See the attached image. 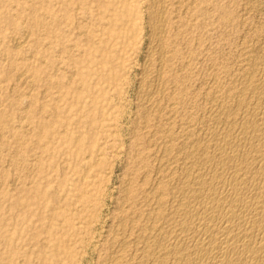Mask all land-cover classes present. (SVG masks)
Here are the masks:
<instances>
[{"label":"rangeland","instance_id":"obj_1","mask_svg":"<svg viewBox=\"0 0 264 264\" xmlns=\"http://www.w3.org/2000/svg\"><path fill=\"white\" fill-rule=\"evenodd\" d=\"M61 1L43 0V5H41V8L37 12V15L41 17L42 23H44V25L42 24L43 28L41 24L38 27H33L34 29L31 28L32 22L26 21L23 24L27 12L12 17L13 19L16 18V23L30 25L31 31L33 32L34 30L37 35H40H38V49L36 48L34 51L31 49L36 54L33 56L34 58L28 57L26 54H21L19 55L20 57L17 55V60L20 59L19 62H24L23 59L26 58V55V63H31L32 68H38L39 72L33 73L37 85H29L31 80L30 73L32 71L26 72L24 69L23 71L25 72L20 71L21 77L18 75L20 80L18 76L16 78L14 75V77L11 75L10 79L5 78L9 55L5 54L6 59L4 56V59L0 60V112L6 114L7 121L9 122L6 126L9 127L11 125L10 128L13 126L11 130L6 128V132L0 128V135H2L0 136V167L2 166L0 169V264H52L55 258L52 252L56 251V249V253L61 258L59 264H106L108 256L111 255L109 253L113 249L114 240L119 235V231L117 232L118 229L116 228L118 224L116 222L121 221L120 223L124 226L123 222H125L128 224L126 226H129L131 222L135 224L138 221V217H141L143 210L146 212L148 206L146 191L148 192L150 188L156 185L157 179H155V173L158 171V158L161 157L162 153L161 149L163 145L160 143L162 139H159V136L161 138V134H165L171 128V133H169L170 130L168 133L170 136L174 134L172 138H176L174 141L178 143L191 127L187 124L189 121V124L192 123L194 125L192 126L193 128L191 127V132L194 135L195 133H197L196 135H202L207 129L204 125H212V121L209 120V111L211 110L210 97L212 93L218 87L221 88L223 85H227L226 83L231 78L235 79L236 74L240 77L248 67L245 68L251 61L250 57H253L251 55L258 53V49L264 52L262 50L264 49L262 48L264 47V0H198V3L197 0H191L196 5L192 4L189 0V4L187 2L183 3L184 5L181 4L182 8L180 7V9L175 5L176 3H173L166 10L169 23L167 22L166 24L167 29L165 28L163 41L166 53L163 57V62L165 61L163 64L166 68L163 69L164 71L162 70L164 82L168 78L172 81L169 82L168 80L165 82V88H167L165 92L168 94L165 93L166 95L162 96V100L157 97L159 99L157 100L156 97H151L154 93L151 96L150 93L154 90L153 86L156 84V81L153 79H155L154 76L159 64L157 60L151 61L147 59L151 52V34L153 35L149 24V16H147L148 5L150 4L149 0H127L126 14L130 21L126 18L127 24L121 29H125L128 32V37L121 39L119 44L114 45L115 48H112V53L116 54L115 65L118 74L111 83H98V74L84 75L83 72L85 73L86 71L85 66L72 67L76 56L83 58L85 53L87 54L85 46L86 32L83 31L86 29L84 25L87 19L84 20L85 22H82L84 18H81L79 15L81 14L80 8L89 6L86 0H63V4ZM7 5V3L0 5V16L5 15L9 19L10 16L16 15V13H9V10L7 13ZM170 9H173V11ZM174 10L176 11V15ZM75 11L78 13L75 14ZM185 17L188 19L186 20ZM78 22L80 23L77 24ZM0 24H4L2 29L6 33H10L13 30V26L9 22H1ZM105 26L107 25L102 24L99 29ZM77 27L79 30H77ZM78 33L81 34L79 35ZM99 33L98 35L96 33L93 38L96 43H98ZM2 42L0 41V52L4 53V43ZM70 45H77L76 47H80L81 52L73 55L71 51L73 46L71 47ZM251 50H253L252 54ZM260 50L259 53L261 52ZM56 54L60 55V57L58 56L59 59ZM60 58L63 59L61 60ZM28 59L29 61L33 59L32 62H34H28ZM58 61L61 64L59 71L58 66L60 64H58ZM247 61L248 63H246ZM41 62L43 63L42 65ZM48 64H51V67ZM97 66L95 65V68ZM144 67L148 69H144ZM241 67L244 69L241 70ZM71 68L74 69L73 74L75 73V75H72ZM149 69L152 70L150 71ZM147 70L149 73L151 72L148 76ZM219 71H223V76L222 72ZM226 72L227 76H225ZM105 73L108 72L106 71ZM214 74L216 77H212ZM233 74H235V77ZM141 76L142 78L144 76L146 78L147 76L146 84L142 83ZM214 78L215 82L212 83ZM216 78L219 82L218 84L216 83ZM150 80L153 84L149 83ZM223 82L225 83L223 84ZM169 83L171 84L167 85ZM49 84L52 85L49 86ZM26 85H29L27 89L33 95L28 92ZM45 85H47L46 89L44 88ZM86 85L90 86V90L86 88ZM8 86L13 87L10 89ZM146 86L148 87L145 89ZM22 87L26 90L22 89ZM148 88L151 90L149 93ZM172 89L173 93H171ZM49 90L51 92L47 93ZM100 90L103 92V97L99 98V101L96 103L97 108L95 109V96ZM10 93H12V96ZM170 93L171 95L173 94L172 97H169L171 96ZM140 95L152 98V105L145 108V111L147 113L154 111L155 113H150V116L145 114L146 112L144 113V108H142L143 106L140 103V99L144 97L137 98ZM166 96H168V99H166ZM153 98L157 101L153 100ZM31 99L35 103L34 106L36 108L33 115H29L24 111L27 110ZM206 100L209 102H206ZM157 102L158 104H162L158 107L156 106L157 104H154ZM164 103L165 106H162ZM153 107L160 109L155 108L156 112L153 110ZM161 107L163 111L164 107H166L165 113H163ZM191 112L195 113L197 117ZM17 113L19 114L17 115ZM141 114H145L146 120ZM199 116L201 119L205 117L202 119L204 121L198 120ZM185 121L188 122L186 123ZM196 122L197 124H195ZM200 122L204 123L198 125ZM145 123H148V125ZM42 125L45 126L47 131V136L43 138L37 135L36 130L35 132L26 130L27 127L35 129L36 126ZM155 126H159V129L156 127V132L154 130ZM24 127L26 128L24 129ZM152 129L155 133L159 131L160 135L157 133L156 135H152V138L150 135ZM184 130L186 131L185 133H183ZM28 132L29 134H27ZM144 132L149 135L144 134ZM182 134L184 136H180ZM179 136L180 138H178ZM149 139L151 140L149 141ZM86 155H88V158ZM17 160H20V163ZM175 165H173L174 169L176 167L175 171L179 172L181 169L179 166L181 165ZM84 175L87 176L85 177ZM176 182L175 180V185ZM127 186L131 187L130 193L127 194L128 196L123 193V189ZM34 190L40 191V193L34 192ZM52 192L54 193L51 194ZM46 193L50 195H46ZM139 194L140 196L143 194L141 198ZM39 199H41V202ZM135 202L140 203L136 204ZM137 206L138 208L140 207L139 210L136 209ZM53 208L57 210L59 208L55 217L51 213L53 212ZM132 209L135 211L131 212ZM119 216H122L121 218L125 220L118 219ZM127 219L131 222L129 221V223ZM113 229L115 230V235L118 233L117 236L114 235ZM111 232L113 233L112 235ZM113 235L114 237H112ZM37 248L39 249L37 250ZM41 250L44 254L41 253ZM103 258L105 262L100 261ZM21 259L23 260L21 261Z\"/></svg>","mask_w":264,"mask_h":264},{"label":"bare ground","instance_id":"obj_2","mask_svg":"<svg viewBox=\"0 0 264 264\" xmlns=\"http://www.w3.org/2000/svg\"><path fill=\"white\" fill-rule=\"evenodd\" d=\"M62 1H61V3L63 4ZM86 1L88 2L89 7L80 8L81 14L79 16L81 18H84L82 20V22L85 19H87V20H85L86 23L84 25V28L86 27L85 30H83L84 28L81 27V25H80V27L83 28V29H81V28L80 29L86 32V34H85V46H86L87 54L85 53L83 58H79L80 56H76L74 61H73L72 67L76 68V67H84L85 66L86 71H85V73L83 72L84 75L86 74V76H90L93 73L98 74L97 75V82L98 83H106V82L111 83L115 80V76L118 74L116 71L117 67L115 65L116 54L112 53V50H113L112 48H115L114 45H118L119 42L121 41V39L128 37V32H126L125 29H121L124 27L125 24H127V22H126V18H127L126 7L128 6V2H127V0H125V1L124 0H86ZM188 1L189 0H175V1L174 0H149L150 4L148 5L149 6L148 7V13H147L148 15L147 14H145V15L149 16V20H150L149 24L152 28L153 35L151 34V36H152V41L150 43L151 44L150 45L151 46L150 47L151 52L150 53L148 52L149 55L147 54L148 55L147 59H149L151 61L157 60L158 64H159L158 68L156 69V74L154 76L155 79L152 78L153 80L156 81V84H154L155 85V86H153L154 90L150 93V96L152 95V93H154V95L151 97H156V98L158 97V98H160V100H162V96L166 95L165 93H167V92H165L166 91L165 89H167V88H165V85H166L165 82L170 79V78H168V80H165V82H164V79L162 76V70L164 68H166L163 64L165 62V61L163 62V57L166 54L165 49H164V44H163L164 37H165L164 33H165L166 24H167V22L169 23L168 18H167L168 14L166 15V10L173 3H176L175 5H177L180 9V7L182 8L181 4L184 5L186 2L189 4ZM191 2H192V4L194 3L193 1H191ZM2 3L8 4L7 5V8H8L7 13H8V10H9V13H13V12L16 13V15L14 14L13 16H10L9 19L5 15L0 16V23L1 22L2 23L9 22V24L11 26H13V30L10 33H6L2 29L4 24H0V41H3L2 42V43H4L3 48L5 51L4 53L0 52V58H1L0 60H2V58L4 56L6 59V55H9V62H7L8 66H7V70L5 72V74H6L5 78L10 79L11 75L12 76L14 75L16 78L18 75H20V77H21L20 71L21 72H25V71L31 72L32 71V73H30V77H31V80L29 82L30 84L29 83L28 84L35 86L37 84L35 81L36 79H34V77H35L34 74L36 73V71L39 72V70L36 67L32 68L31 63L30 64L26 63L27 62V56L26 55H28V57H32V58H34L33 56L36 55L33 51L38 46L40 35L38 34L39 35L38 36L36 34V32H34L33 27H38V25H40V24L44 25V23H42L41 17L39 15H37L38 10L41 8V5H43V0H0V5ZM197 3H198V0H197ZM192 4L190 3V5H192ZM70 5H72V4H70ZM77 5H79V4H77ZM68 6H69V4H68ZM61 8H62V6H61ZM67 9H69V8H67ZM176 9H178V8L176 7ZM185 9H186V7H185ZM185 9H184V11H185ZM170 10L173 11V9H170ZM69 11H70V9H69ZM188 11H189V9H188ZM23 12H27V14H25V19L24 20L21 19V20H23V24L26 21L32 22L33 24L32 23H30V24H32L31 28H33L32 29L33 32L31 31L30 25H27V24L23 25L19 22L16 23V21H15L16 18H14V19L12 18L15 16H19L20 14H23ZM183 12H181V13L184 14ZM76 13H78V12L75 11V14ZM167 13H169V12L167 11ZM175 15H176V11H175ZM179 15H180V13H179ZM69 16H70V14H69ZM186 16H188V15H186ZM185 18H186V20L188 19L187 17H185ZM146 20H147V18H146ZM128 21H130V20L128 19ZM63 22H65V21H63ZM79 23L80 22H78L77 24H79ZM102 24H104V25L106 24L107 26L99 29V27ZM43 25H42V28H43ZM66 25H68V24H66ZM77 30H79L78 27H77ZM83 31H80V32H83ZM52 32H53V30H52ZM96 33H97V35L99 33L98 43H96L93 39ZM78 34H77V36H78ZM42 38H44V37H42ZM66 38H68V37H66ZM180 43H181V41H180ZM76 46H73L71 48L73 55L79 54L81 52L79 49L80 47H76ZM262 48H264V47H262ZM253 50H254V48H253ZM253 50L250 51L251 54L253 53L252 52ZM259 50L260 49H258V53L251 55V56H253L252 58L249 56L251 61H250V63H248V61L246 62L248 64L247 65L245 64L246 65L245 68L247 66L248 67L243 71V73L241 72L242 74L240 75V77H239V75L237 76V74L235 72L236 77L234 76L235 74H233L235 79L231 78L229 80V82L226 83L227 85H225V86L224 85L222 86L221 84H219L222 87L221 88L218 87L217 90H215L212 93V96L210 97L211 98L210 99L211 100L210 101L211 110H210V108H208L210 110L209 111V120L212 121V125H210V124H208L209 126L204 125V127L206 126L207 129L205 128L206 130L203 134L201 133L202 135H196L197 133L194 132L196 135L195 136L191 132L192 131L191 127L194 125L192 123H191L192 125L189 124L190 121L189 122L187 121L188 123L185 121L188 125L191 126V127L189 126L190 128L188 129L190 131L187 130V132H186L184 130L183 133L186 132L185 136L183 134L180 135V136H184V137L181 140L178 139L179 140L178 143H175V141H174L176 138H174V137H173L174 139L172 138V136L174 134L172 136H170V134H169V133H171V130H170L171 128L169 129L170 130L169 133H168V131H169L168 130L167 132H165V134L164 133L161 134V138L159 136V139H162V142H160L163 145L162 149L160 148L162 153H161V157L158 156L160 159L158 158V160H159V162L157 163L158 171H157V173H155V176H156L155 179H157L156 185L154 187L150 188V190H148V192L146 191V194H147V200L146 201H148L147 209L145 208L146 212H144V210L142 209L143 207H142L141 209L143 210V213H142L143 215L141 214V217L140 216L138 217L139 219H138V221H136L135 224H134V222L132 223L130 220H128L129 218L127 219L128 222L130 221L132 223L131 224L129 222L130 223L129 226H126L128 224H126L125 222H123L125 224V226L120 223L121 221L118 223L116 222V224H118V225H117V227L115 225V227L118 229L117 232L119 231V235L117 233L118 237L114 240V245L112 244L113 249H112L111 253H109L111 255L108 256V260H106V258H105V260L107 262L106 264H264V55H263L264 52H262L260 50L262 53L261 52L259 53ZM262 50L264 51V49H262ZM256 51H257V48H256ZM243 52H245V51H243ZM21 54H26L25 55L26 61L23 58L22 59L24 60V62L23 61L19 62L20 59L17 60V57ZM69 55H70V53H69ZM56 56L60 57V55H57V54H56ZM180 56H181V54H180ZM59 57H58V59H59ZM60 59L62 60L63 58H60ZM32 60L29 61V59H28V62H32ZM41 61H42V59H41ZM3 62H4V60H3ZM42 62H41V65L44 63V62L43 63ZM56 62H57V60H56ZM58 62H59L58 64H60V61H58ZM244 62H245V60H244ZM144 63H145V61H144ZM144 63H142V64L144 65ZM146 63H148V62H146ZM41 65H40V67H41ZM48 65L51 67V64H48ZM54 65H55V63H54ZM95 65H98V66L95 68ZM242 66H243V64H242ZM0 67H1V65H0ZM59 67L61 69V64H60V66H58V71H59ZM227 67H226V71H227ZM145 68H147V67H144V69ZM180 68H182V67H180ZM23 69L25 71H23ZM240 69L242 70L244 68L241 67ZM56 70H57V67H56ZM71 70H72V75H75V73L73 74L74 69L71 68ZM106 71L108 73H105ZM216 71H215V73H217ZM0 72H1V69H0ZM51 72H52V70H51ZM51 72H49V73H51ZM147 72H148V70H147ZM219 72H222V76H223V71H219ZM61 73H64V72H61ZM141 73L143 74V72H141ZM150 73L147 74V76L150 75ZM152 73H153V71H152ZM72 75H71V77H72ZM211 75H213V74L211 73ZM229 75H232V74H229ZM229 75H228V77H229ZM52 76H53V74H52ZM147 76H146V78H147ZM225 76H227V72H226ZM20 77H19V80H20ZM212 77H216L215 74ZM220 77H219V79H220ZM141 78H142V76H141ZM146 78H145V76L142 78L141 81L143 84L147 83ZM223 79H225V78H223ZM228 79H227V81H228ZM151 80L149 82L150 84L152 83ZM216 80H217V78H216ZM171 81L169 80V82H171ZM221 81H222V79H221ZM221 81H220V83H221ZM214 82H215V78H214V81L212 83H214ZM11 83H13V82H11ZM49 83H51V82H49ZM216 83L217 84L219 83L218 80ZM224 83L225 82H223V84ZM170 84L171 83H169L167 85H170ZM29 85H26V89H27V86H29ZM51 85L49 84V86H51ZM46 86L47 85H45V87H44L45 89H46ZM49 86H48V88H49ZM148 86H150V85H148ZM148 86H146L145 89ZM172 86H171V88H173ZM212 86H213V84H212ZM212 86H211V88H212ZM8 87L10 89H12L13 86L12 87L8 86ZM86 88L88 90H90L89 85H86ZM150 88H152V87H150ZM2 89H3V87H2ZM22 89H24V88L22 87ZM26 89H24V90H26ZM149 91H151V90L149 89L148 93H149ZM28 92H29V90H28ZM49 92H51V91L49 90L47 93H49ZM173 92L174 91L172 89L171 93H173ZM29 93H28V95L31 94V93L30 94ZM45 93H43V94L45 95ZM171 93H170V95H171ZM183 93H184V91H183ZM143 94L145 95V93H143ZM209 94H210V92H209ZM10 95L12 96V93H10ZM31 95H33V94H31ZM172 95L169 97H172ZM22 96H23V94H22ZM141 96L144 97L143 95H140L137 98H140ZM17 97H18V95H17ZM101 97H103V92L100 90L97 93V95L95 96V109L97 108L96 103L99 101V98H101ZM151 97L146 96L143 99H140L141 100L140 103L143 106L142 108H144V113L146 112L145 114H148V115L152 112L155 113L154 111H151L150 113L149 112L147 113V111H145V108H148L149 105L150 106L152 105V103H151L152 98ZM167 97L168 96H166V99H168ZM158 98H157V100H159ZM21 99H23V98H21ZM102 99H104V98H102ZM153 100H156V99L153 98ZM207 100H206V102H209ZM8 101H11V100H8ZM19 103H21V102H19ZM24 103H25V100H24ZM32 103H33V100L31 99L29 101V106H27L28 104L26 105L27 110H24L29 115H33L35 113V110H36V108L34 106L35 103H33V104ZM203 103H205V102H203ZM154 104H157L156 106L159 107V105H161L162 103L158 104V102H157ZM207 104H209V103H207ZM135 106H136V103H135ZM162 106H165V103ZM205 106L207 107V105H205ZM158 107H155V108H158ZM155 108L153 110H155ZM165 108L166 107H164V111H165ZM151 109H152V107H151ZM159 109L160 108H158V110ZM161 109L163 111L162 107H161ZM172 109H173V107H172ZM208 109H207V111H208ZM97 111H99V109H97ZM164 111H163V113H165ZM18 112H20V111H18ZM193 112H191V113H193ZM140 113H142V112H140ZM18 114L19 113H17V115ZM193 114H195V113H193ZM207 114H208V112H207ZM46 115H45V118H46ZM144 115L141 114V116H144ZM183 115H185V114H183ZM191 116H193V115H191ZM205 116H206V114H205ZM24 117H26V116H24ZM196 117H197V115H196ZM146 118L147 117H145V120H146ZM203 118H205V117H202V119ZM152 119L154 120V118H152ZM155 119H157V118H155ZM197 119L200 120L201 119L200 116ZM187 120H189V119H187ZM192 120H195V119H192ZM202 121H204V120H202ZM143 122H146V121H143ZM206 122H208V121L206 120ZM7 123H9V122L7 121L6 114H4L3 112H0V128L4 129V131L6 130V128L11 130V128L13 126L10 128L11 125L8 127V126H6ZM186 123H184V124L187 125ZM203 123L200 122L198 125L203 124ZM12 124H13V122H12ZM145 124L148 125V123H145ZM195 124H197V122ZM147 125H145V126L147 127ZM162 125H164V124H162ZM17 126H19V125L17 124ZM26 126H27V124H26ZM28 126H29V124H28ZM144 127H142V128H144ZM156 127L157 126H155V129H154L155 132H156ZM163 127H162V129H163ZM170 127H171V125H170ZM195 127L197 128L196 125H195ZM201 127H203V126L201 125ZM25 128L26 127H24V129ZM27 128H26V130H28L30 132H35V130H36L37 135L41 138L47 136V131H46L44 125L39 126V127L36 126L35 129L29 128V127H27ZM187 128H188V126H187ZM65 130H67V129H65ZM147 130H146V132H147ZM13 131H15V130H13ZM63 131H64V129H63ZM5 132H3V133H5ZM155 132H153V129H152V133H155ZM152 133L150 134L151 136L157 134V133H155V134H152ZM187 133H189V134H187ZM27 134H29V132ZM144 134H148V133L144 132ZM0 136H2V135H0ZM180 136L178 138H180ZM148 138H150V137H148ZM152 138H153V136H152ZM150 140L151 139H149V141ZM148 145H146V146H148ZM160 146H161V144H160ZM0 147H1V145H0ZM150 150H151V148H150ZM154 151H155V149H154ZM158 151H159V148H158ZM157 153H160V152H157ZM89 156H90V154H89ZM86 157L88 158V155H86ZM155 158H157V157H155ZM19 161L17 160L18 163H20ZM4 163H5V161H4ZM175 164L181 165V166H179L181 168L179 170V172L175 171L176 167H175V169L173 167V165H175ZM1 167H0V169H1ZM15 167H16V165H15ZM54 169H56V167H54ZM156 169H157V166H156ZM177 169H178V167H177ZM86 170L88 171L89 169H86ZM63 171H65V170H63ZM84 174H85V172H84ZM86 174H87V172H86ZM129 174H131V173H129ZM1 175H2V173H1ZM17 175H19V174H17ZM175 180L177 181L176 185L174 183ZM146 182H147V180H146ZM55 187H57V186H55ZM130 188L131 187L127 186L123 189V193L126 194V196H128L127 194L130 193V190H131ZM34 192L40 193V191H37V190H34ZM53 193L54 192H52L51 194H53ZM140 194H139V196H140ZM46 195H50V194L46 193ZM141 196H140V198H141ZM145 197H143V198H145ZM39 200L41 202V199H39ZM43 200H44V198H43ZM143 200H145V199H143ZM131 201H133V200H131ZM146 201H144V203H146ZM141 202H143V201H141ZM127 203H129V202H127ZM130 205H132V204H130ZM133 205L136 206L135 204H133ZM43 206H44V203H43ZM53 206H54V204H53ZM138 206L136 209L139 210L140 207L138 208ZM131 208H133V207H131ZM41 210H43V209H41ZM58 210H59V208H58ZM58 210L53 208V212H51L52 216L55 217ZM134 211L132 209L131 212H134ZM126 213H127V211H126ZM121 217L119 216L118 219ZM121 219L125 220L124 218H121ZM113 227H114V225H113ZM113 230H112V232H113ZM112 232H111V235L113 234ZM114 235H115V230H114ZM114 235L112 237H114ZM117 235H115V236H117ZM40 239H42V238H40ZM38 249L39 248H37V250ZM105 250H106V248H105ZM56 251H57V249H56ZM56 251L54 250L52 252L53 256H55L52 264H59V261H61V258L56 253ZM41 253H43L42 250H41ZM22 260L23 259H21V261ZM100 261H104V258H103V260H100Z\"/></svg>","mask_w":264,"mask_h":264}]
</instances>
